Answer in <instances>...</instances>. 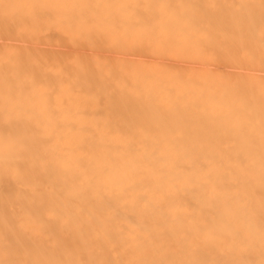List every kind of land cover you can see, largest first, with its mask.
<instances>
[{
    "label": "rangeland",
    "instance_id": "obj_1",
    "mask_svg": "<svg viewBox=\"0 0 264 264\" xmlns=\"http://www.w3.org/2000/svg\"><path fill=\"white\" fill-rule=\"evenodd\" d=\"M0 264H264V0H0Z\"/></svg>",
    "mask_w": 264,
    "mask_h": 264
}]
</instances>
